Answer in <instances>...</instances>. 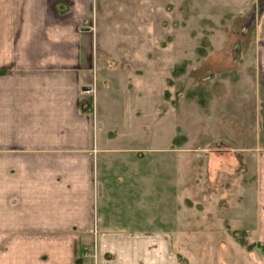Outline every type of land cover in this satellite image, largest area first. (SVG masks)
<instances>
[{
  "label": "crops",
  "instance_id": "0c3cea01",
  "mask_svg": "<svg viewBox=\"0 0 264 264\" xmlns=\"http://www.w3.org/2000/svg\"><path fill=\"white\" fill-rule=\"evenodd\" d=\"M94 1L0 0V264H74L85 247L92 264H175L172 204L166 219L158 196L143 197L157 170L136 164L154 152L141 157L107 135L109 100L101 110L93 87ZM214 1L246 14L258 0ZM256 28L245 78L261 126L264 217V13Z\"/></svg>",
  "mask_w": 264,
  "mask_h": 264
},
{
  "label": "rangeland",
  "instance_id": "374dc122",
  "mask_svg": "<svg viewBox=\"0 0 264 264\" xmlns=\"http://www.w3.org/2000/svg\"><path fill=\"white\" fill-rule=\"evenodd\" d=\"M94 3L93 87L101 110L109 100L107 135L141 157L154 152L136 164L157 170L143 197L158 196L166 219L172 204L174 263L264 264L261 126L252 122L245 78L264 1L246 14L214 0ZM85 250L80 259L92 264Z\"/></svg>",
  "mask_w": 264,
  "mask_h": 264
},
{
  "label": "trees",
  "instance_id": "16d2710c",
  "mask_svg": "<svg viewBox=\"0 0 264 264\" xmlns=\"http://www.w3.org/2000/svg\"><path fill=\"white\" fill-rule=\"evenodd\" d=\"M90 103H91V101H89V100L83 101L81 104V108L83 107L82 110L85 111L86 109H88L90 107ZM231 234L233 235V233H231ZM85 248H84V250H78L77 251V255H76L74 264H84V262H82V260L80 259L81 258L80 256L82 255L83 252L86 251Z\"/></svg>",
  "mask_w": 264,
  "mask_h": 264
}]
</instances>
